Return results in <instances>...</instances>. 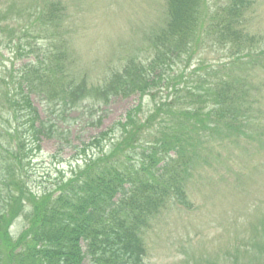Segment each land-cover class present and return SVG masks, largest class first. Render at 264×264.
<instances>
[{
  "label": "trees",
  "instance_id": "obj_1",
  "mask_svg": "<svg viewBox=\"0 0 264 264\" xmlns=\"http://www.w3.org/2000/svg\"><path fill=\"white\" fill-rule=\"evenodd\" d=\"M250 1L169 0L148 59L133 56L112 70L108 89L97 102L106 105L110 97L136 96L137 104L94 142L75 148L83 154L94 148L95 160L88 159L83 170H72L68 179L62 173L49 178V188L38 194L29 187L24 166L29 142L33 140L38 151L42 138L51 135L58 111L76 108L78 96L99 93V89L84 93L78 83L86 79L70 69L66 74V63L83 59L72 61L69 54H62L59 9L49 3V28L42 25L46 45L38 44L36 60L15 65L7 79L0 77V87L6 89L0 91V110L7 107L14 117L21 114L26 126L22 133L11 129L10 123L2 128L0 264H145V247L151 235L157 237L170 207L178 209L198 197L191 190L203 178L198 167L225 163L213 160V154L199 157L209 139L221 134L230 142L243 137L252 145L264 144V120L254 122L258 115L264 116V105L247 91V78L219 77L263 61L264 51L254 45L264 40L251 37L244 28L243 11ZM8 3L0 0V6L6 4L0 9V46H11L10 60L19 62L28 59L36 40H45L33 29L46 16V9L37 8L34 15L27 11L28 19L21 22L19 8ZM209 35L229 50L228 67L225 63L218 70L192 67ZM22 40L27 42L14 45ZM86 62L88 67L92 64L91 59ZM30 92L41 97L49 118L40 119ZM144 97L154 106L145 107ZM105 142L112 148L104 152ZM20 218L25 228L14 238L11 229ZM250 225L255 233L247 246L240 247L234 237V244L224 247L226 264H264V225Z\"/></svg>",
  "mask_w": 264,
  "mask_h": 264
},
{
  "label": "rangeland",
  "instance_id": "obj_2",
  "mask_svg": "<svg viewBox=\"0 0 264 264\" xmlns=\"http://www.w3.org/2000/svg\"><path fill=\"white\" fill-rule=\"evenodd\" d=\"M31 1L10 0L8 5L13 8L19 7V10H21V5H26ZM50 1L61 3L60 5L63 9L73 11L70 15L78 14V28L92 24L97 29L103 28L102 31L104 32L98 33L99 35L97 34L96 38L103 41V36L106 35L105 43L108 46V52L111 54L115 51L117 54V56L109 55L112 58L134 55L142 51L147 45L145 38L151 35L149 34L150 27L158 28L161 25L167 3V0ZM41 2L47 6L46 3H49V0ZM0 8L3 11L4 8ZM100 10H108L107 12L110 13V16L107 18L96 17L94 13ZM74 18L68 19L67 22L74 24ZM246 19L249 21L245 25L251 33H254L252 36L256 34L257 38L264 39V0H256L255 7L248 11ZM106 29H108V32H105ZM1 44L2 40L0 39ZM9 58L11 57L8 51L3 46H0V77L6 79L10 69H14ZM15 63L17 64L18 62ZM4 67H6V70L2 71ZM255 89L257 95L264 96V69H260L256 73ZM33 98L35 96L31 97L32 100ZM262 103L264 105V99ZM34 106L41 113L37 102L34 103ZM131 107L129 100L122 101L117 99L112 101L107 111L102 115H98L101 122L100 128L88 129V133L91 132L94 135L101 129L105 130L113 120L121 119ZM88 115L87 111L83 113L85 118ZM40 116L42 117V115ZM2 117L7 118L8 116L2 113ZM261 118L264 120V116L260 117L258 115L254 122L258 124ZM10 121H12L13 126H19L22 122L19 115L17 120L10 118ZM0 124L6 127L1 121ZM71 140L73 141V146L77 144L76 140ZM61 142L60 137H58L55 141L46 140L43 146L41 145L43 152L37 154L29 166L32 186L37 184L47 186V175L51 172L54 173L51 169L56 166L66 171L68 163L76 157L73 156L75 154L74 151L68 147L62 148L60 154L56 155L58 145ZM246 148L248 151L240 156L235 153L234 150H237V148L233 145L223 146L221 149L217 148L218 151L216 153L220 152L222 157L233 160L231 164L238 167L236 168L238 172L235 173L243 175H239L237 190L234 189L236 184L234 183V187L233 181L226 183L218 180L215 184L211 182L212 179H209V175L206 174L203 180H199L198 183L191 187L193 193L197 194L198 197L189 201L190 206L180 207L182 211L170 207L172 209L169 211L170 213L167 215L163 227L161 230L156 231L158 238L153 235L150 236L149 241L153 243V246L148 247L145 256L147 264H222V261L213 258V250L217 248L215 246L222 232L229 226V220L221 222L219 217L226 214L225 211H228V215H231L233 211H237L245 205L250 204L252 208L257 201L250 199L261 198L260 189H264V165H260L263 163L261 159L264 160V151H260L264 148L259 149L257 152L255 147L246 146ZM252 150L253 152L251 153ZM216 153H212L211 157H215L218 160L219 157L216 156ZM52 154L56 156V160L54 165L51 166L52 160L50 156ZM231 164L229 163L227 166L230 168ZM211 173L213 175L217 174L216 170L211 171ZM235 173L231 172L229 177H234ZM238 216L242 221L239 229L243 231L246 221H250L254 216L253 210H243ZM24 225L22 219L15 223L11 229V234L14 238L18 237ZM187 233L189 234L187 235ZM207 260H210V262L207 263Z\"/></svg>",
  "mask_w": 264,
  "mask_h": 264
}]
</instances>
